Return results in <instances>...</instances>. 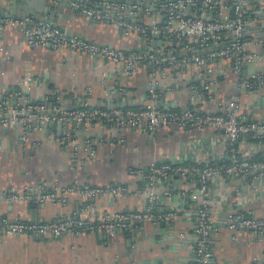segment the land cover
<instances>
[{
  "label": "crops",
  "instance_id": "1",
  "mask_svg": "<svg viewBox=\"0 0 264 264\" xmlns=\"http://www.w3.org/2000/svg\"><path fill=\"white\" fill-rule=\"evenodd\" d=\"M53 1L0 0V13L19 17L30 11L39 18H51L69 34L100 45L146 50L145 40L139 35L125 37L117 26L80 15L63 1L54 6ZM249 39L264 40V27L254 30ZM162 41L165 40L155 41V48ZM0 45L9 55L5 59L0 53V98L22 88L24 76L28 75L33 85L25 93L31 102L57 95L58 104L64 109L81 108L84 104L142 107L148 101L152 83L156 84V104L160 107L175 110L199 107L202 111L215 108L209 101L190 103V83L200 84L203 78L196 75L195 68L185 73L166 68L162 75L155 74L152 66L140 64L137 72L128 78L116 64L92 60L81 52L51 45L30 47L15 28H7L0 34ZM259 50V45L253 44L249 54ZM257 65L249 63L245 72ZM216 77L217 97L230 98L237 94L231 59L217 63ZM110 90L116 91L111 95ZM239 99L240 114L256 120L264 118V86L241 93ZM20 132V126L15 124L0 128V216L23 221H48L71 212L90 217L106 211L141 210L145 197L134 192L143 181L130 175V169L144 168L151 163L204 165L226 161L223 137L209 127L185 129L168 124L149 132L137 127L96 124L74 134L71 127L63 124L61 128L48 130L32 124L26 142L21 141ZM69 133L71 137L67 136ZM72 139L79 144L78 156H86L82 145L88 141L95 150L94 158L72 167ZM263 148L264 143L255 146L252 140H246L239 144L238 150L241 156L257 158ZM76 180L99 186L120 185L126 188V193L119 198L97 197L86 210L85 203L74 196L66 204L37 205L10 202L4 195L9 186L23 184L60 193ZM194 181L173 176L157 187L159 193L165 189L172 192V198L164 203L177 212L172 221L147 222L138 232L121 230L111 236L103 231L78 236L66 234L59 238L0 234V264H193L195 211L202 202L208 204L211 217L218 222L212 235L211 264H264V236L258 237L247 230L234 232L220 224L229 211L250 212L260 217L264 211V183L254 191L246 178L214 180L208 193L200 195ZM179 191L186 192L188 197L181 199L177 195Z\"/></svg>",
  "mask_w": 264,
  "mask_h": 264
},
{
  "label": "built area",
  "instance_id": "2",
  "mask_svg": "<svg viewBox=\"0 0 264 264\" xmlns=\"http://www.w3.org/2000/svg\"><path fill=\"white\" fill-rule=\"evenodd\" d=\"M65 2L73 11L103 24H112L121 29L127 37L137 34L145 40L146 50H123L100 45L76 34H69L51 18H39L33 13L23 16L0 13V34L7 28L17 29L30 47L51 45L86 54L92 60L116 64L124 76L131 78L140 64L150 65L155 74H165L166 68L185 73L190 68L197 69L202 78L200 84L190 83V103L213 102L215 108L202 111L199 107L175 110L156 104V84L149 89L148 101L138 108L111 106L93 107L84 104L81 108L64 109L58 104L57 95L53 99L34 103L29 100L28 91L33 82L24 76L23 87L7 92L0 98V128L19 125L22 142L29 140L28 130L33 123H61L71 127L74 134L81 128L96 124H108L117 128L137 127L154 132L158 128L174 124L180 128H213L219 131L226 145V163L177 164L151 163L147 167L132 168L129 174L138 176L143 184L135 189L136 195L145 197V206L137 211L103 212L90 217L71 212L48 221H23L0 216V234L6 236L34 235L59 238L66 234L82 235L103 231L113 235L119 231L138 232L147 222L172 221L177 212L165 206V200L172 198L169 189L162 193L157 187L173 176L195 180L197 191L206 195L214 180L234 177L246 178L251 190L258 191L264 183V148L257 158L241 156L239 144L252 140L255 146L264 143V118L256 120L240 114L241 93L260 90L264 86V70L243 74L249 63L264 65V40L249 39L251 28L264 22V0H55ZM254 1L256 4L254 5ZM256 31V30H255ZM153 35H159L154 39ZM164 43L155 48V41ZM224 44L221 46V44ZM257 44L260 50L249 54V47ZM0 53L9 58L7 50L0 45ZM232 60L235 74V90L230 98H219L216 91V65L222 59ZM116 90H110V94ZM216 96V98H215ZM51 104L48 107V104ZM71 137L70 133L67 135ZM71 166L75 167L94 158L95 150L85 141L86 156H78L75 139ZM126 193L120 185L99 186L88 182L74 181L60 193L40 191L23 184L9 186L4 195L10 202L24 201L29 204L47 202L66 204L71 197L85 203L84 210L97 197L106 195L119 198ZM181 199L188 197L179 191ZM209 206L202 202L195 211L193 232L196 238L192 249L193 264H211L212 235L217 230V221L211 217ZM226 229L239 232L247 230L264 236V211L260 217L250 212L229 211L220 222Z\"/></svg>",
  "mask_w": 264,
  "mask_h": 264
},
{
  "label": "water",
  "instance_id": "3",
  "mask_svg": "<svg viewBox=\"0 0 264 264\" xmlns=\"http://www.w3.org/2000/svg\"><path fill=\"white\" fill-rule=\"evenodd\" d=\"M165 1H170V0H165ZM54 2V1H53ZM54 6H55V3L53 4ZM51 11V10H50ZM27 13H30V11L29 12H25L24 14H22V16L23 15H25V14H27ZM47 12H45V14H46ZM49 13V12H48ZM50 13H53L52 11L50 12ZM262 27H264V22H262V23H260L259 25H257V26H253L251 29L252 30H258V29H260V28H262ZM153 37H154V39H157V38H159V35H153ZM224 44L222 43L221 44V46H223ZM50 46V45H49ZM246 70V69H245ZM245 70H244V72H243V74L245 75L246 74V72H245ZM264 70V65H261V64H258L257 66H255V67H253V68H251L250 70H248V72L247 73H253V72H261V71H263ZM33 125H36V124H34L33 123ZM41 128H44V129H46V130H48L49 128H52V129H55V128H61L62 127V124L61 123H44V124H38Z\"/></svg>",
  "mask_w": 264,
  "mask_h": 264
},
{
  "label": "trees",
  "instance_id": "4",
  "mask_svg": "<svg viewBox=\"0 0 264 264\" xmlns=\"http://www.w3.org/2000/svg\"><path fill=\"white\" fill-rule=\"evenodd\" d=\"M226 3H227V4H231V1H228V0H227ZM247 37H250V36H247ZM133 108H134V107H133ZM252 158H256V156H255V157H252ZM222 163L225 164L226 162H222ZM191 179H192V178H191Z\"/></svg>",
  "mask_w": 264,
  "mask_h": 264
}]
</instances>
